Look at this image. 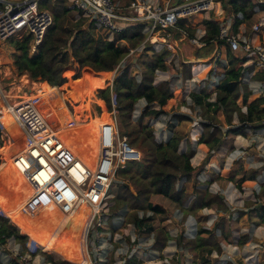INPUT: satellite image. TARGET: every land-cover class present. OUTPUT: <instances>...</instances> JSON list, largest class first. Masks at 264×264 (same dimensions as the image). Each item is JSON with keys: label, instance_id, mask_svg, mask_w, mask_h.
<instances>
[{"label": "trees", "instance_id": "obj_1", "mask_svg": "<svg viewBox=\"0 0 264 264\" xmlns=\"http://www.w3.org/2000/svg\"><path fill=\"white\" fill-rule=\"evenodd\" d=\"M67 1L39 0V8L48 10L53 15L52 24L33 53L30 51L29 35L14 41L16 53L13 55V66L15 70L18 74L26 73L31 80L39 78V81L44 82L47 91H43L41 96L45 104L51 108L47 123L50 126L58 127L54 107L64 106L70 111L66 109V117L72 131H77L73 128L74 125H77L75 121L84 123L78 124L79 129L92 130L91 121L93 119L86 103L73 97V87L86 83L92 73H110L115 70L112 81L104 78L98 79L94 83V94L98 101V116L102 118L114 110L117 121L121 125L119 133L127 137L128 144L142 152V157L139 161L126 163L118 171L117 177L121 180L114 182L111 187L113 199L109 211L114 216L124 217L121 225L131 224L137 234H141L144 229L152 231L150 247L153 250L161 252L165 248L167 240L170 239L169 231L178 226L180 228L178 229L177 245L184 247L193 245L194 240L184 235V225L178 224L172 219L169 222L161 220L159 227L155 229L149 226L146 228V224L153 220L155 215L167 212L161 205L153 203L151 196L153 194L161 195L176 203L184 211L196 212L211 208L214 204L220 210L227 209L220 194L210 193L207 184L198 178V174L212 153L220 147H227L232 151L234 149L233 140L236 136L246 137L248 132L264 128V97L258 95L249 100L252 94L249 83L260 80L263 71H258L245 79V75L252 72L253 66L249 65L246 68L237 66L238 57L227 47L222 55L223 60L217 62L224 71L215 81V99L210 101V97L205 94L203 88L200 94L189 93L191 100L198 107L207 111L212 109L214 112L221 110L227 125L225 131L221 129L222 125L216 116L206 115V120L201 124L203 130L200 138L195 143L186 140L185 149H180L182 136L176 132L168 136L165 141H157L152 128L144 125L141 131L128 130L126 128L127 121L131 117L135 103L140 99L145 101V106L138 117L139 122H142L146 116L157 117L159 115L170 116L174 123L190 120L186 114L178 113L179 107L185 103L182 98V90L180 88L171 90L167 80L155 83V74L157 71H169L181 76L183 80L191 79V63L180 62V70L176 69L173 62L167 60L168 50L154 51L152 46L146 45L144 50L151 51L152 55L144 63V70L137 78L130 74V62L127 60L121 62V60L133 47L143 42L145 37L142 32L143 24L127 23L123 30L114 35V38L108 39L97 34L95 30L98 28L83 17L80 12L68 6ZM131 1L127 0L121 7L128 6ZM221 4L225 9L226 17L232 18L233 23L230 27L232 32H236L241 23L249 24L254 22L259 14H264V1L258 3L257 0H221ZM255 6L259 11H254ZM73 11L77 12L78 18L75 19V14H71ZM238 15H242L243 20L238 18ZM221 22L222 20L210 19L204 13H199L192 17L179 19L177 27L182 29L188 37L197 36L198 30L204 32L200 39L205 42V45L197 46L195 57L206 58L213 51L215 41H218V45L222 43L217 39ZM176 35L178 37L179 33L176 32ZM206 72L212 73L211 67H208ZM58 88L62 90L65 104L59 95ZM239 98L245 107L244 111L237 104ZM151 104H157L158 108H149ZM167 104L169 109L165 110L164 106ZM234 115L237 124H232ZM1 126L0 120V170L6 165L2 159ZM198 145L207 148L206 156L199 166H193L190 160L196 154L195 147ZM256 172L252 171L253 177L248 180L242 178L237 183V187L242 188L255 184ZM180 180H182V184L177 186ZM189 182H193L195 185L193 198L190 200L191 194L186 189V184ZM188 200L187 208L184 209ZM50 206L52 210H46V214L48 217H53V213L57 209L52 204ZM1 208L0 203V247L10 237L20 244V251L15 255L8 252L6 248H2L4 253L10 254V258L5 264H24L21 257L26 252V235L29 236L27 245L31 250H35L39 246L53 250L46 238L42 237L32 243L30 235L32 230L25 231L24 229L25 219L17 217L16 223H14L12 217L8 215H18L6 207L3 209V213L8 214L6 216L1 213ZM255 210L259 221L264 223V204L260 203ZM140 212L142 215L139 214ZM147 212H150V215L146 216ZM240 213L239 216L244 214L243 211ZM8 218L11 222L8 221ZM108 220L109 217L107 225L109 224L111 230L115 231L117 226L113 219L109 220L110 222ZM20 225L22 231L27 234L22 235L23 233L19 232ZM203 234H206L208 238H202ZM196 237V246L209 245L208 253L214 251L220 254L222 253L221 242L229 238V233L225 232L222 225L218 227L215 223L210 229L199 227ZM247 239L248 234L241 235L240 243H247ZM43 255L45 263L48 264H75L61 258L55 259L47 253H43ZM94 262L95 264H115L112 256L106 262L98 260ZM141 263L142 261L135 255L125 258L123 262V264Z\"/></svg>", "mask_w": 264, "mask_h": 264}, {"label": "rangeland", "instance_id": "obj_2", "mask_svg": "<svg viewBox=\"0 0 264 264\" xmlns=\"http://www.w3.org/2000/svg\"><path fill=\"white\" fill-rule=\"evenodd\" d=\"M115 1L120 7L127 2V0ZM162 1L163 0L160 2ZM165 1H170L171 4H177L184 0ZM67 4L71 6V1L68 0ZM71 14H75V19L78 18L76 11L71 12ZM204 15L206 16V14ZM258 16H264V14H259ZM257 20L258 17L254 22L249 24L245 23L246 25L243 29L246 35H250L251 26ZM95 32L108 39L114 38L115 35V33L111 34L102 29L95 30ZM261 33L262 29L257 35H261ZM18 38V36H13L6 40H0V91L4 96H1V99L13 102L15 99L18 101L29 98V100L34 102L38 107L40 113L48 117L51 108L45 104L43 97L39 95L38 88L33 90V87H37L35 83L40 81L31 80L28 76H25L27 75L26 73L18 74L13 66V55L16 53L14 41L18 40ZM144 46L140 43L133 47V51H129L121 60V62L126 60L130 62V74L137 78H139L140 73L144 70V63L147 62L152 55L151 51L144 50ZM180 47L182 48L184 63H191V79L183 80L181 76L172 72L157 71L155 74V83L161 80H167L171 90L174 88H180L182 90V98L185 100V103L179 107L178 113L186 114L190 120L177 121L174 123V121L167 116L159 115L157 117L146 116L142 122H139L138 117L142 108L145 106V101L140 99L135 103L134 110L130 119L127 121L126 128L128 130L141 131L144 125L149 126L154 130L155 139L157 141H165L168 136L176 132L182 136L180 149H185L186 140L195 143L200 138V134L203 130L201 124L206 120V115L216 116L217 119L220 120V124L222 125L221 129L223 131H225L227 125L224 122V116L221 110L214 112L212 109H210V111L202 109L194 104L189 96L190 92L200 94L203 88L205 94H208L210 97V101L215 99V81L219 79L224 69L219 67L218 61L211 58L214 49L208 57L196 58L195 53L198 50L197 46L185 41L180 43ZM200 51L202 52V50ZM223 52L224 50L221 51V54ZM179 63L178 60L173 62L175 68L180 70ZM237 66L240 65L237 63ZM200 67L202 68L199 69ZM208 67H211L212 73L206 72ZM114 75L115 70L105 74L92 73L90 79L86 83L73 87V97L76 100H83L93 117L91 125L93 126L94 124L95 129L92 128V130H90L93 132L87 133L89 131H87L86 128L79 129V122H76V124H78L73 126L77 131H72L66 117L67 108L65 109L64 106L54 107V109H56L54 115L58 119L56 123L58 122L60 136L64 138L73 150L79 152V156L83 159L85 157L84 153L81 152L84 150L83 146L88 147L87 144H89V142H91V144H89L90 147L93 142H95L94 145H96L95 130L98 128V123L104 121L107 116V114L102 118L98 116V101L94 94V83L98 79L104 78L112 81ZM250 75L251 74H246L244 78H249ZM249 87L252 90V94L249 97V100H251L257 96L256 84L254 81H250ZM58 92L65 104L63 93L60 88H58ZM1 104L2 102L0 101V120L2 122L1 130L3 141L2 159L3 162H6V165L0 170L1 213L7 216V213H3V209L8 207V209H11V211L19 215L18 217L29 220L32 230L30 233L32 243H35L43 237L48 240L49 245L53 248V250H50L51 248L45 249V247L39 246L35 250H31L27 245L29 236L26 235V252L22 255L23 257L21 259L24 264H48L45 263L43 253L50 254L55 259L61 258L75 264H81L83 258H87V260H83L87 261V263H94L95 260L106 262L111 256L115 260V264H123L125 258L131 255H135L139 258L142 261L141 264H264V223L259 221L255 210L260 203L264 204V128L252 132L250 131L246 137L236 136L233 140L234 150L230 151L227 147H220L212 153L207 163L199 171L198 178L207 184L210 193L220 194L221 199L227 206L226 210H220L217 205L214 204L211 208L196 212L184 211L182 208H179L176 203L161 195L153 194L151 196V201L161 205L167 212L155 215V218L146 224V228L149 226L155 229L159 227V222L161 220L169 222L172 219L178 222V224L181 223L184 225V235L194 240L193 245L186 247L177 245L178 229L180 228V226H178L169 231L170 239L167 240L165 248L161 252H158L150 247L152 242V231L144 229L141 234H137L134 232V228L131 224L121 225L124 217L114 216L111 211H106L105 216L109 217V220L113 219L117 229L112 231L109 224L107 225L106 222L104 228H102L103 233L98 239L101 246L92 249L90 247L84 248V246L79 245L80 240L78 235L83 225L78 224L77 220L81 219L82 214L64 220V218L60 217L57 209V211L53 213V217H48L46 214L48 208L43 203L46 199L43 196L26 202L31 191L24 189V182L12 171L6 160L8 145L6 144V134L11 135L10 141L12 143V148L20 143L21 134L12 122L11 117L3 113ZM237 104L243 111L245 110L241 98L237 100ZM149 108H158V105L151 104ZM164 109H169L168 104L164 106ZM232 124H237L235 115L233 116ZM117 125L119 132L121 125L119 123H117ZM142 132H144V130H142ZM85 142L87 144H85ZM129 145L133 146L131 144ZM195 150L196 154L190 161L193 166H199L206 156L207 148L198 145L195 147ZM252 171H257L256 176H254L256 183L252 186L237 187V183L240 182L242 178L248 180L253 177ZM118 178L119 177L116 176L115 182L121 180V178ZM19 181L23 185L20 184ZM181 184L182 180L178 181L177 186ZM194 186L193 182L186 184V189L191 194L189 200L193 198ZM189 200L184 205V209L187 208ZM43 205L45 207H43ZM39 206H42V209L33 216L35 213L34 209ZM241 211H243L244 214L239 216ZM139 214L142 215L141 212ZM148 215H150V212L146 213V216ZM8 216L12 217L13 222L16 223V216ZM8 221L11 222L9 218ZM69 221L72 223L71 225H68ZM65 223L67 224L65 225ZM215 223H217L218 227L222 225L225 232L229 233V238L221 242L222 253L220 254L214 251L208 253L207 250L209 245L204 247L195 245L197 229L199 227L210 229ZM19 232H22V235L27 234L22 231L21 225ZM243 234H248V241L245 244L240 243V237ZM218 236L220 237V235ZM89 237L88 240L92 238ZM202 238L206 239L208 236L203 234ZM2 248H6L8 252L15 255L20 251V244L13 237H10L0 247V264H5L9 260L10 254L4 253Z\"/></svg>", "mask_w": 264, "mask_h": 264}, {"label": "built area", "instance_id": "obj_3", "mask_svg": "<svg viewBox=\"0 0 264 264\" xmlns=\"http://www.w3.org/2000/svg\"><path fill=\"white\" fill-rule=\"evenodd\" d=\"M70 1L71 7L83 17L98 29L111 34L123 30L127 23H142L145 37L141 45H150L154 51L168 50V62H184L181 37H186L195 46L205 45L200 39L204 32L198 30L197 36L188 37L177 27L179 19L204 13L207 18L222 20L217 36L222 43L218 45V41H215L211 58L222 61V55L229 47L238 57L237 63L240 66H253L251 75L263 71L261 79L254 83L257 96L264 97V16H259L252 24L248 36L243 29L245 22L238 26L236 32L230 31L232 18L226 17L221 0H184L177 4H171L170 1L161 4L151 0H132L126 7H120L115 0ZM257 1L263 3L264 0ZM38 2L39 0H0V40L13 36L21 39L29 35L30 51L33 53L53 21L51 12L41 10ZM254 11H259L257 6ZM238 18L243 20L242 15H238ZM261 29V35H257ZM176 32L179 33V38L176 37ZM222 50L224 52L221 54ZM1 96L0 91L2 108L7 110L21 134L20 143L14 148L6 134V160L12 171L24 182V189L31 191L26 202L43 196L46 199L43 203L48 210H52V204L69 218L82 214L81 219L77 220L78 224L83 225L78 235L79 245L92 249L100 247L98 239L108 219L105 212L109 211L112 204L111 187L118 171L126 163L139 161L142 157L140 150L130 146L127 137L118 132L115 111L107 113L106 119L98 127L95 153L89 146L91 142H85L88 147L83 146V159L60 136L58 127H52L45 121L38 107L29 98L7 102ZM19 183L22 184L20 181ZM40 209L42 206L36 207L33 216ZM71 224L69 221L68 225ZM94 263L83 261L81 264Z\"/></svg>", "mask_w": 264, "mask_h": 264}, {"label": "bare ground", "instance_id": "obj_4", "mask_svg": "<svg viewBox=\"0 0 264 264\" xmlns=\"http://www.w3.org/2000/svg\"><path fill=\"white\" fill-rule=\"evenodd\" d=\"M43 86H44V84H43ZM43 86H42V87H43ZM35 89H36V88H35ZM46 89H47V87H46ZM46 89H45V90H46ZM2 105H3V104H1V106H2ZM2 111H3V113L6 114V116H10L5 108L2 109ZM41 115L43 116V118H44L45 121L47 122V117H45L43 114H41ZM11 120H12V118H11ZM12 122H13V120H12ZM100 124H101V122L98 123V127H99ZM93 126H94V127H93ZM93 126H92V128L95 129V125H94V124H93ZM97 131H98V128L95 130V136H96V134H97ZM91 132H93V131H91ZM95 138H96V137H95ZM94 143H95V142H93V143H92V146H91V148H92V152H93V153H95V152H96V149H97V147H96V145H94ZM58 211H59V210H58ZM59 214H60V217H61V218H64V220L69 219V217H67L64 213H62V212H60V211H59ZM24 229H25V231H29V230H31V223H30L29 220H25V223H24ZM81 262H83V259H82Z\"/></svg>", "mask_w": 264, "mask_h": 264}, {"label": "crops", "instance_id": "obj_5", "mask_svg": "<svg viewBox=\"0 0 264 264\" xmlns=\"http://www.w3.org/2000/svg\"><path fill=\"white\" fill-rule=\"evenodd\" d=\"M151 1H153V2H158V3H161V4H164L165 2H167V1H165V0H163L162 2H160L161 0H151ZM176 37H177V35H176ZM180 36H178L177 38H179ZM181 40H180V43H182V42H185V41H187V42H189L187 39H186V37L184 38V37H181L180 38ZM103 74H105V73H103ZM25 76H27V75H25ZM35 84H37V87L35 86V87H33V90L35 89V88H38V93H39V95H41L42 94V92L43 91H47V90H45L46 89V85L44 84V82L43 81H40V82H38V83H35ZM43 84H44V86H43ZM43 86V87H42ZM57 88V87H56ZM33 96V95H32ZM7 102H10L9 100H6ZM15 101H17L16 99L15 100H13V102H15ZM1 112V111H0ZM167 116V115H166ZM168 118H170L171 119V117L170 116H167ZM76 122H78V121H75V123ZM78 124V123H77ZM80 125H82V124H84V123H79ZM86 124V123H85ZM87 131H89V132H91L90 130H87ZM9 137L11 136V135H8ZM252 141H255V140H252ZM234 150V149H233ZM2 164V163H1ZM19 216V215H18ZM18 216H16V217H18ZM183 225V224H182Z\"/></svg>", "mask_w": 264, "mask_h": 264}, {"label": "water", "instance_id": "obj_6", "mask_svg": "<svg viewBox=\"0 0 264 264\" xmlns=\"http://www.w3.org/2000/svg\"><path fill=\"white\" fill-rule=\"evenodd\" d=\"M35 80H39V78H36Z\"/></svg>", "mask_w": 264, "mask_h": 264}]
</instances>
